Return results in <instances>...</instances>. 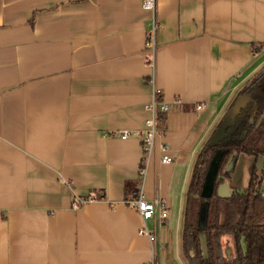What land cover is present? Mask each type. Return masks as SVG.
I'll return each instance as SVG.
<instances>
[{"label": "crops", "instance_id": "crops-1", "mask_svg": "<svg viewBox=\"0 0 264 264\" xmlns=\"http://www.w3.org/2000/svg\"><path fill=\"white\" fill-rule=\"evenodd\" d=\"M146 1L0 0V264H186L191 170L225 94L264 65V0H155L153 11ZM154 91L174 159L162 163L156 147L144 167L145 197L169 205L146 222L152 243L124 201ZM262 164L238 154L229 192Z\"/></svg>", "mask_w": 264, "mask_h": 264}, {"label": "trees", "instance_id": "trees-1", "mask_svg": "<svg viewBox=\"0 0 264 264\" xmlns=\"http://www.w3.org/2000/svg\"><path fill=\"white\" fill-rule=\"evenodd\" d=\"M239 97L249 100L215 145L210 139L201 148L191 170L183 211L181 247L188 264H264V195L259 188L264 173V65L241 87ZM155 99L162 101L160 94ZM159 118L164 122L165 115ZM244 153L262 158V168L253 165L248 186L222 197L218 187L230 177L225 167L232 155ZM217 157L209 191L206 174ZM145 167L142 158L140 169ZM78 206V205H77ZM232 237L235 255L227 259L221 239ZM153 264H157L154 258Z\"/></svg>", "mask_w": 264, "mask_h": 264}, {"label": "built area", "instance_id": "built-area-1", "mask_svg": "<svg viewBox=\"0 0 264 264\" xmlns=\"http://www.w3.org/2000/svg\"><path fill=\"white\" fill-rule=\"evenodd\" d=\"M155 0H148L145 2V7L150 10L155 9ZM158 30V25L155 21H152L150 28L146 33V62L151 68L154 67V59L156 53V32ZM149 83H153V77L150 78ZM158 94L154 91V101L148 107L149 116L144 121V126L142 129L137 130L135 134L139 137L141 147H142V158L145 159V164L147 158L150 156L152 151L158 147L160 150V161L162 163H172L174 156L170 152V149L163 141L159 139L163 136L164 130L162 129V119L159 118V114H165L168 111V106L163 102H159L155 99V95ZM203 108L202 105H197L196 109ZM129 135L128 131H123L121 133V138H126ZM144 168L139 172L137 184L134 187L131 194L125 199V204L136 210L142 220V226L138 230L140 235L146 236L150 242L156 240L155 233L147 227L146 222L150 219H155L159 223L168 217V202L166 199L160 197H155L153 199H147L142 191V175Z\"/></svg>", "mask_w": 264, "mask_h": 264}, {"label": "rangeland", "instance_id": "rangeland-1", "mask_svg": "<svg viewBox=\"0 0 264 264\" xmlns=\"http://www.w3.org/2000/svg\"><path fill=\"white\" fill-rule=\"evenodd\" d=\"M262 61L264 63V56H263ZM244 84H245V81L242 83V85L236 87L235 89L230 90L227 94H225V97L222 99V101L217 106V108H216L217 121H216L214 127L210 130L209 134L207 135L206 140L204 141V143L202 144V146L198 150L199 152H200L201 148L203 147V145L207 142V140H209V139L211 140L212 136H214L213 134H215L217 132V130L221 126L222 122L225 119H229V113H230L231 109L236 106L237 100H238V96H237L238 92ZM227 116H228V118H226ZM231 120L232 119H230V121ZM199 152H198V154H199ZM216 162H217V157L214 159V162H213V166H212L213 170L216 168ZM238 165H239V163L237 164V166L235 168V172H233L234 173L233 176L235 179V181H234L235 185L239 184V179H238L239 176L235 175L236 171L238 170ZM230 175H231V173H230ZM260 192L264 194V173H263V177H262V185H261ZM221 242H222L223 253H224L225 257L229 260L232 259L235 255L234 243H233L232 237H230L228 235L224 236L221 239ZM182 255L185 259L186 264H188V261L184 255V252Z\"/></svg>", "mask_w": 264, "mask_h": 264}, {"label": "water", "instance_id": "water-1", "mask_svg": "<svg viewBox=\"0 0 264 264\" xmlns=\"http://www.w3.org/2000/svg\"><path fill=\"white\" fill-rule=\"evenodd\" d=\"M249 100L245 97H239L237 100V104L234 108L231 109L230 113H229V119H225L221 126L218 128L217 132L215 134H213L214 136H212L210 143L212 145L218 144L226 135V129L233 126L234 124V118L235 116L239 113L241 108H244L247 104H248ZM228 118V116L226 117ZM230 119H232L230 121ZM236 155H232L231 158L229 159L225 170L226 171H231L234 165V162L236 160ZM213 162L209 168V171L206 174V178H205V182H204V192L205 191H210L212 188V184H213V180H214V176H215V172H216V168L213 170L212 166H213ZM225 182V181H224ZM222 183L219 187H218V193L220 196L222 197H227L230 195L229 190L227 189L225 183Z\"/></svg>", "mask_w": 264, "mask_h": 264}]
</instances>
